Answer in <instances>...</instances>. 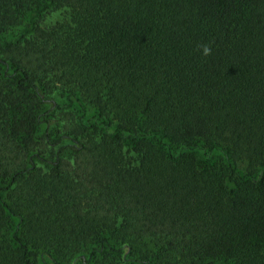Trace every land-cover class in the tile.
<instances>
[{
    "label": "trees",
    "instance_id": "1",
    "mask_svg": "<svg viewBox=\"0 0 264 264\" xmlns=\"http://www.w3.org/2000/svg\"><path fill=\"white\" fill-rule=\"evenodd\" d=\"M0 264H264V0H0Z\"/></svg>",
    "mask_w": 264,
    "mask_h": 264
},
{
    "label": "clouds",
    "instance_id": "2",
    "mask_svg": "<svg viewBox=\"0 0 264 264\" xmlns=\"http://www.w3.org/2000/svg\"><path fill=\"white\" fill-rule=\"evenodd\" d=\"M210 53H211V50L209 48L205 47L204 48V54L205 55H210Z\"/></svg>",
    "mask_w": 264,
    "mask_h": 264
}]
</instances>
